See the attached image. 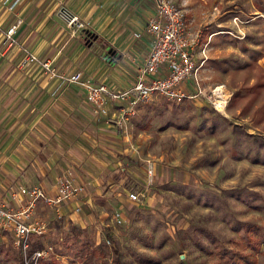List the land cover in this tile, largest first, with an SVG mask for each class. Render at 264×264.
Here are the masks:
<instances>
[{
    "label": "rangeland",
    "instance_id": "1",
    "mask_svg": "<svg viewBox=\"0 0 264 264\" xmlns=\"http://www.w3.org/2000/svg\"><path fill=\"white\" fill-rule=\"evenodd\" d=\"M172 1L182 9L190 29L200 31L199 41H209L206 48L212 57L197 72L204 94L184 99L153 96L139 104L134 114L124 117L120 125L116 123L118 113H106L103 105L95 107L94 132L90 141L81 143L86 152L80 160L68 162L70 175L83 186L71 200L95 192L86 189L87 176H81L79 168L102 176L103 171L111 167L121 170L124 165L122 175L107 174L108 184L97 190L108 195L109 205H103L105 200L100 198L92 199L83 220L92 224L106 261L110 262L108 247L114 243L122 264H227L225 257L234 250L253 258L246 264H264V116L260 110L264 87L247 89L260 74L256 65L264 69V16L256 14L264 15L259 9L264 7V0ZM59 13L63 21L59 18L48 28L26 25L0 55V70L5 57L15 51L13 71L40 76L38 61L52 56L50 38L55 28L62 27L58 37L67 45L71 41L67 38L89 26V21L77 14L83 26L64 16L75 13L64 9ZM232 13L246 20L240 25L242 37L226 31L210 33L232 25ZM0 46L2 51L4 45ZM27 53L36 59L20 66ZM30 83L35 85L36 81ZM216 85L221 90L217 95L216 90L211 91ZM233 91L239 94L228 105ZM211 101H221L219 109ZM145 124L148 126L143 127ZM129 191L137 195L135 200H127ZM0 193L6 204L7 196ZM66 201L53 205L37 200L27 220L45 224L39 239L50 247V256L61 264H77L62 241L68 218L62 213L71 209ZM103 232L110 235L109 242ZM0 235L3 242L12 240L6 231ZM248 236L261 240L257 250L249 246Z\"/></svg>",
    "mask_w": 264,
    "mask_h": 264
},
{
    "label": "crops",
    "instance_id": "2",
    "mask_svg": "<svg viewBox=\"0 0 264 264\" xmlns=\"http://www.w3.org/2000/svg\"><path fill=\"white\" fill-rule=\"evenodd\" d=\"M11 1L13 0H1L0 45H4V31L15 18L18 24L13 38L26 25L28 28H48L60 19L63 21L60 9L89 21V26L74 33V37L67 38V41L71 40L67 45L61 43L58 37L62 27L58 25L55 28L56 31L50 38L52 56L43 58L49 57L57 71H79L83 77L93 82H103L109 88L120 90L127 87L129 81L132 82L135 67L149 49V39L143 28L147 18L154 12L155 0H16L9 9L7 6ZM256 14L264 16L260 12ZM234 15L242 20L236 13H232L231 22ZM244 22L246 20L242 23ZM187 29L196 32L188 24ZM226 29L234 31L233 22L228 28L210 33L225 32ZM135 32H139L140 36H135ZM72 39H75L74 42ZM206 41L208 47L209 41ZM6 49L4 45L0 55ZM195 51L194 56L198 60L200 54L198 49ZM14 52L5 57V65L0 70V191L8 198L6 204L16 208L22 200L21 197H12L11 191L15 185L37 184L47 194H53L56 176L68 169L70 160L83 158L86 150L81 143L90 141L92 137L93 127L96 126V108L85 98L84 89L80 85L66 83L57 86V77L45 75L39 64L40 76L30 75L28 71H13L11 62ZM205 55L197 72L210 57L207 48ZM21 77L23 80L19 82ZM25 79L29 81L27 85L24 84ZM32 81H36L35 85H31ZM218 87L220 86L216 89ZM187 89H190L189 85ZM112 101L118 106L115 100L108 97L103 106L106 113L116 114L118 107H113ZM123 168L124 165L121 170L111 167L107 172L103 171L102 176L79 168L78 173L83 177L87 176L84 178L86 189L95 192L86 193V196L74 200L65 199L69 200L66 201V206L71 209H65L62 214H66L80 226L92 227L88 220L86 223L83 221L89 214V206L93 205L92 199L100 198L105 200L103 205H109L108 195L97 190L108 184L105 180L107 174L122 175ZM114 205L117 206V203ZM95 210L94 207L91 208L92 213Z\"/></svg>",
    "mask_w": 264,
    "mask_h": 264
},
{
    "label": "built area",
    "instance_id": "3",
    "mask_svg": "<svg viewBox=\"0 0 264 264\" xmlns=\"http://www.w3.org/2000/svg\"><path fill=\"white\" fill-rule=\"evenodd\" d=\"M16 0L8 4L12 8ZM69 22H77L83 26L76 14L67 16ZM245 21L237 16H232L234 31H225L235 37H242L243 32L240 24ZM17 21L12 22L4 31L2 43L5 47L13 44V33ZM143 31L149 39V49L141 62L134 70V78L130 85L120 90L109 88L103 82H93L82 76L81 72L74 71L63 73L57 71L49 57L41 58L38 61L42 72L49 77H57V86L66 83H75L84 89L85 98L96 108L105 102L106 97L115 100L118 104L117 125L127 115L134 114L137 106L145 103L153 96L159 95L167 99L192 98L204 94L199 84L197 75L198 67L206 58L205 50L207 41H199V32H191L187 29V22L184 20L182 9L172 0H155L154 12L150 15L144 25ZM140 36L139 32L134 33ZM198 49L200 58L194 56ZM36 57L31 53L25 54L19 61L20 66H25ZM190 89H187V86ZM215 86L211 91L216 90L215 95L220 94ZM219 96H216L218 98ZM208 98V97H207ZM217 109L219 101H211ZM147 173L152 172L151 163H146ZM83 191L82 183L76 181L70 171L66 169L56 176L54 181V193L47 194L37 184H17L11 191L12 197H22V203L17 208H12L0 199V230H8L12 235V244L21 249L25 258V251L28 249V236L30 234L41 235L45 230V224L38 220H27L30 211L37 200L48 204L56 205L63 199L74 197ZM129 200H135L137 195L127 192ZM50 251L49 246L36 248L32 251L30 259L45 256ZM26 261V260H25Z\"/></svg>",
    "mask_w": 264,
    "mask_h": 264
},
{
    "label": "trees",
    "instance_id": "4",
    "mask_svg": "<svg viewBox=\"0 0 264 264\" xmlns=\"http://www.w3.org/2000/svg\"><path fill=\"white\" fill-rule=\"evenodd\" d=\"M259 9L264 10V7L260 6ZM256 67L260 74L247 88L248 90H258L264 87V69L259 65H256ZM238 94V91H233L228 98L227 104L230 105ZM260 108L261 116H264V101L260 105ZM146 124L143 127H147L148 125ZM138 162L140 163V161ZM66 226V229L62 232V241L78 261L77 264H122L120 250L114 243H111L110 247H108L110 262L106 261V253L101 243L96 241L93 227L87 225L80 226L69 218L66 219ZM103 233L105 234V239L109 242L111 240L110 235L107 232ZM41 235L30 234L28 236L29 246L25 251V258L21 249L12 244V240L3 242L0 235V264H61L58 258L50 256V251L43 257L30 259V255L34 249L46 246L39 239ZM247 241L252 250H257L261 242L260 239L253 236H248ZM238 244L243 246L242 242H238ZM220 253L222 254V251ZM225 262L227 264H246L253 262V258L244 251L234 250L232 254L226 255Z\"/></svg>",
    "mask_w": 264,
    "mask_h": 264
},
{
    "label": "bare ground",
    "instance_id": "5",
    "mask_svg": "<svg viewBox=\"0 0 264 264\" xmlns=\"http://www.w3.org/2000/svg\"><path fill=\"white\" fill-rule=\"evenodd\" d=\"M220 87L217 88V90L219 91ZM218 106H221V101L218 103Z\"/></svg>",
    "mask_w": 264,
    "mask_h": 264
}]
</instances>
